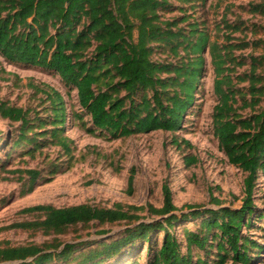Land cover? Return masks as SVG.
<instances>
[{
    "label": "trees",
    "instance_id": "trees-1",
    "mask_svg": "<svg viewBox=\"0 0 264 264\" xmlns=\"http://www.w3.org/2000/svg\"><path fill=\"white\" fill-rule=\"evenodd\" d=\"M171 1L0 0V57L11 65L38 68L58 76L68 92H75L78 110H70V114L79 128L92 137L118 140L155 131H179L201 85L203 55L207 51L217 98L212 112L213 135L228 163L245 174L241 207L200 210L189 206L185 207L187 213L178 215L183 209L174 206L165 181L161 186L160 208L121 204L112 208L87 204L66 208L36 205L21 212L39 215L40 219L14 223L6 229L62 235L70 227L91 222L134 224L119 238L99 242L97 248L85 253L76 264H98L136 243L148 245L145 264H193V249L206 254L210 248L215 250L212 264L228 261L250 264L253 258L250 252L259 254L263 250L243 237L241 230L251 225L255 214L253 191L259 174L264 173V41L233 39L231 35L241 27L225 18L220 23L221 31H225L222 43H210L196 23L189 25L185 33L178 24L186 17L161 18L160 12L173 10ZM177 1L187 4L191 0ZM250 11L264 16V2L250 5ZM251 31H261L264 36V26H252ZM249 47L263 53L234 55L235 51ZM157 49H168L181 61L176 65L160 64L153 60ZM244 66L247 69L242 74L234 73L235 67ZM0 74L14 76L2 68ZM27 87L35 95H41L37 107L44 106L41 112L46 116H40L36 107H16L0 101V120L18 124L7 156L21 148L23 155L32 157L51 145L60 148L70 161L74 148L65 135L64 97L45 84L29 82ZM171 144L177 149L190 147L188 141L175 137ZM183 160L187 167L197 162L192 155ZM3 167L4 164L0 165V170ZM13 173L28 176V193L39 177L35 170ZM133 180L132 170L127 183L130 191ZM145 209L150 217L158 219L141 221L136 213ZM199 217H202L199 229L196 232L184 229L183 240L179 242L174 236L175 227ZM257 218L262 220L264 214ZM83 245V242L70 244L58 240L42 246L32 243L11 246L3 242L0 264H71L75 260L72 254ZM195 264L207 262L197 259Z\"/></svg>",
    "mask_w": 264,
    "mask_h": 264
},
{
    "label": "rangeland",
    "instance_id": "rangeland-1",
    "mask_svg": "<svg viewBox=\"0 0 264 264\" xmlns=\"http://www.w3.org/2000/svg\"><path fill=\"white\" fill-rule=\"evenodd\" d=\"M261 2L264 0H191L183 4L172 0L170 4L173 10L162 11L160 15L163 20L186 17V20L179 22V29L187 33L189 25L196 23L197 28L207 34L210 43L224 42L225 31H221L220 25L223 18L241 27L239 32L231 35L233 39L245 42L264 41L261 31H251L252 26H264V16L250 11V5ZM180 7L183 9L179 10ZM262 53L261 49L252 50L249 47L243 51H235L234 55L245 57L248 54L258 56ZM180 55L182 57L183 53ZM203 56L205 62L201 85L197 89L193 105L184 115L179 131H155L118 140L92 137L79 128L78 122L73 121L70 114V110H78L75 92H68L58 76L38 68L11 65L0 57V68L14 75L9 77L0 74L3 79L0 80V101L16 107H36L39 115L45 117L46 113L41 112L44 106L37 107L41 95H35L27 85L29 82L34 85L45 84L59 92L67 107L65 135L73 142L74 148L70 161L60 148L51 145L32 157L23 155L21 148L7 156L18 124L0 120V165L4 164L3 170H0V243L7 242L11 246L32 243L42 246L53 243L54 240L70 244L83 242L85 245L72 254V259L75 260L71 264H76L85 253L97 248L99 242L119 238L126 228H131L134 224L129 225L125 221L102 225L91 222L70 227L62 235H44L40 231L6 228L14 223L40 219L39 215L21 212L36 205L66 208L87 204L95 208H112L115 204H121L125 207L160 208L161 186L165 181L171 190L174 206L183 209L178 215L187 213L185 207L189 206L200 207V210L222 207L239 209L244 197L245 174L228 163L213 135L212 112L217 98L213 91L214 76L207 51ZM153 60L160 64L174 65L181 61L168 49H157ZM246 69V66L235 67L234 73L239 75ZM239 86L244 87L245 84ZM174 137L188 141L190 147L182 146L177 149L171 144ZM189 155L195 157L197 162L187 167L183 158ZM14 170H35L39 173L29 193L28 176L11 174ZM132 170L134 180L130 191L127 183ZM3 178L8 180L2 181ZM252 197L255 214L251 217L250 227L242 228L241 234L263 248L259 254L258 251L250 252L253 257L250 264H264V218H257L264 214V173L259 174ZM146 211L136 213L141 221L158 219L150 217ZM201 220L202 217H199L181 222L175 227L174 236L180 242L183 240V230L196 232ZM147 248L146 244L136 243L118 256L98 264H145ZM192 253L193 264L197 259L206 261L207 264H212L215 260L213 248L206 254L196 249Z\"/></svg>",
    "mask_w": 264,
    "mask_h": 264
}]
</instances>
